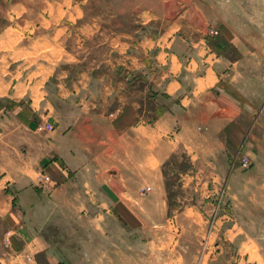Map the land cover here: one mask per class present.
Here are the masks:
<instances>
[{
	"label": "crops",
	"instance_id": "obj_1",
	"mask_svg": "<svg viewBox=\"0 0 264 264\" xmlns=\"http://www.w3.org/2000/svg\"><path fill=\"white\" fill-rule=\"evenodd\" d=\"M194 6L199 8L196 13L204 12L197 3ZM210 21L203 20L201 27L199 22L189 21L176 31L173 27L166 29L158 37L147 34L137 43L122 40L130 49L124 77L115 84L106 81L66 87L59 94L66 106L50 98L47 86L38 77L19 82L18 92L0 98V125L7 121L8 128L15 123L43 137V141L22 143L25 152L20 155L21 166L28 165L29 149L37 150L36 175L43 171L51 175L49 185L43 187L48 197L41 203L52 207L59 233L42 230L44 223L40 222L46 220L40 221L38 212L36 226H31L30 213L20 209V232L29 238L20 243L21 251L32 264H92L96 232H103L111 242L126 232L124 252L132 253V264H141L139 254L155 245L154 239L141 245V230L155 232L165 226L163 236L154 237L163 239L161 246L170 250L176 249L167 240L166 227L172 223L196 217L208 231L217 202L208 196L217 190L224 174H229L230 187V173L235 169L231 159L237 148L245 143L255 161L261 158V153L253 150L260 141L254 128L259 124V110H264V98L261 101L257 97V104L246 91L249 76L245 61L253 53L251 42L229 19ZM206 26L218 28L219 34L204 32ZM189 29L198 33L183 32ZM141 47L156 48L161 66L158 75L152 72L153 77L143 87L139 84ZM42 121L51 122L53 129L39 131L37 126ZM181 155L191 159L192 168L174 170L181 175L179 180L186 175L200 179L193 182L196 189L207 194L200 202L194 197L171 196V191L182 189V184H171L166 172L167 168L174 172L172 166ZM3 164L0 172L7 186L11 183L6 178L10 163ZM213 183L215 189H209ZM146 184L152 189L141 196L140 189ZM11 203L12 196L9 211ZM228 206L232 209L227 213H216V225L204 233L206 245L202 242L195 257L185 256L191 253V243L179 244L178 253H173L176 258L161 251L156 255L157 262L151 264H220V253L225 250L220 244L221 222L227 223L228 262L230 254L234 262L236 202ZM243 235L239 251L248 257L259 252L260 264H264V245L251 232Z\"/></svg>",
	"mask_w": 264,
	"mask_h": 264
},
{
	"label": "rangeland",
	"instance_id": "obj_2",
	"mask_svg": "<svg viewBox=\"0 0 264 264\" xmlns=\"http://www.w3.org/2000/svg\"><path fill=\"white\" fill-rule=\"evenodd\" d=\"M195 3L202 7L204 12L196 13V9L199 11V8L194 6ZM208 5L211 6L210 10ZM219 18L234 22L240 27L239 31L251 42L253 53L245 61L249 76L246 91L254 102L258 100L257 97L262 101L264 98V0H0V98L18 92L19 82L38 77L47 86L50 98L57 105L66 106L67 102L59 96L66 87L79 84L100 85L106 81L115 84L124 77L128 61L126 55L130 49L128 44L121 42L122 40L137 43L147 34L158 37L166 29L171 30L173 27L175 30L179 25H185L189 21L199 22L201 27L203 20L211 23L210 20ZM209 28L210 26H206L203 31L207 33ZM183 32L198 33L190 29ZM155 49L154 47L150 50L142 47L139 49L141 87L148 84L147 80L153 77L154 72L158 75L161 70ZM257 115H260V118L254 133L260 141L257 142L259 145L254 144L253 150L255 153L259 151L261 158L255 161L251 156L253 163L247 168H243L239 161L233 164L231 159V166L235 169L230 173V187L227 185L229 174H224L222 175L224 179L221 178L217 190L208 196L217 201L208 222V231L206 224L193 216L194 214L191 215L195 217L192 221L184 219L174 222L171 227H166L167 240L171 246H176V249L170 250L161 246L163 239L157 238L163 236L165 226L155 232L141 230V245H147L148 239L155 240V245L149 249L143 246L147 250L139 254L141 264L157 262L159 258L156 255H160L161 251L165 252L166 256L176 258L177 255L173 253H178L179 244L184 246L186 243H191L193 246L190 249L191 253L185 256L195 257L196 249L202 245V242L206 245L207 237L204 233L207 234L211 231L212 225H216V213H227V210H231L233 206L229 207L228 203L233 201L236 202L237 216L235 261L232 262L230 254V262H228L227 223L221 222L220 244L221 250L222 248L225 250L220 253L219 262L220 264H260L259 252L248 257L239 251L241 237L244 236L245 231L257 236L256 240L260 245H264V110H259ZM7 125V121L0 125V171L4 167L3 161H9L10 167L7 169L10 173L6 178L11 181L5 186L4 173L0 172V264H32L33 262L21 251L20 243L28 242L29 238L22 236L20 232V209L30 213L31 226H36L35 214L38 212L39 220H46L40 222L44 223L41 229L48 234L59 233L58 224L54 222L56 219L52 218L54 217L51 213L52 207L41 203L47 196L44 195L43 187L49 185L51 175L45 171L39 176L36 175L39 153L37 150L29 149L27 152V167L20 164L22 161L20 155L25 152L22 143L27 140L43 141V137L26 131L15 123H10L8 128ZM242 144L248 152L247 145ZM236 152L237 150L235 154ZM190 160L185 156H178L177 166H172L174 172L170 173V168H167L169 182L182 184V189L175 188L171 191V196L194 197L200 202L207 195L204 194L205 191L196 189V184L193 183L200 179H192L186 175L179 180L181 175L176 171V169L189 171L192 168ZM42 174L50 175V179L44 180ZM210 177L217 182L213 175ZM143 187L140 189L141 196L147 195L152 189L151 186L149 191L143 192ZM215 187L216 183L209 185V189L214 190ZM11 196L12 211H9L8 200ZM156 234L157 237H154ZM96 235L91 247L92 264H132L134 261L132 253L124 252L127 249L125 242L128 240L126 232L122 234L123 237H115L112 242L106 241L103 232H96ZM177 240L178 244H175ZM115 248L121 250L116 251ZM150 253L151 258H149Z\"/></svg>",
	"mask_w": 264,
	"mask_h": 264
},
{
	"label": "built area",
	"instance_id": "obj_3",
	"mask_svg": "<svg viewBox=\"0 0 264 264\" xmlns=\"http://www.w3.org/2000/svg\"><path fill=\"white\" fill-rule=\"evenodd\" d=\"M208 31L213 35L219 34V29L215 28V27H210ZM53 127H54V125L51 122L46 121V122H40L37 126V129L41 130V131L42 130H51V129H53ZM237 161H239V164L243 168H247L253 163V159H252L251 155L244 149V144H241L240 147L237 149L236 154H234L233 164ZM41 177L44 180L50 179V175H48V174H42ZM150 189H151L150 185L142 188L143 192L149 191Z\"/></svg>",
	"mask_w": 264,
	"mask_h": 264
}]
</instances>
